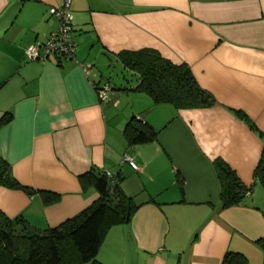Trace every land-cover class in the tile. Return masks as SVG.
<instances>
[{
  "label": "crops",
  "instance_id": "0c3cea01",
  "mask_svg": "<svg viewBox=\"0 0 264 264\" xmlns=\"http://www.w3.org/2000/svg\"><path fill=\"white\" fill-rule=\"evenodd\" d=\"M63 2L0 0V119L11 115L0 156L32 190L0 187V212L57 227L99 198L78 178L95 166L118 174L137 206L104 235L100 263L222 264L231 252L264 264V187L254 178L264 149V0H70L75 59L29 60L26 48L57 28L49 8ZM145 48L189 66L215 102L177 109L131 91L126 78L136 76L118 55ZM132 118L157 139L130 146L123 129ZM215 159L251 188L243 204L221 207ZM39 191L60 199L46 205Z\"/></svg>",
  "mask_w": 264,
  "mask_h": 264
},
{
  "label": "trees",
  "instance_id": "16d2710c",
  "mask_svg": "<svg viewBox=\"0 0 264 264\" xmlns=\"http://www.w3.org/2000/svg\"><path fill=\"white\" fill-rule=\"evenodd\" d=\"M123 68L136 76L131 91L148 95L153 103L171 104L177 109L203 108L212 105L213 96L200 87L189 66L176 65L155 49L122 51L118 55ZM241 117L252 126L243 113ZM11 119L8 113L0 119V128ZM127 143L145 144L157 139L151 126L132 118L123 129ZM213 167L220 183L222 208L244 203L251 191L222 159ZM84 188L94 189L99 198L59 226L43 230L32 227L22 217L10 219L0 212V264H102L97 260L104 235L113 226L128 224L137 210L121 186L122 178L92 166L79 175ZM254 178L264 187V149L254 171ZM0 187L32 190L22 186L12 175L11 167L0 156ZM44 204L59 201L60 195L39 191ZM264 250V239L257 241ZM222 264H247L239 253L227 252Z\"/></svg>",
  "mask_w": 264,
  "mask_h": 264
},
{
  "label": "built area",
  "instance_id": "2783aa9c",
  "mask_svg": "<svg viewBox=\"0 0 264 264\" xmlns=\"http://www.w3.org/2000/svg\"><path fill=\"white\" fill-rule=\"evenodd\" d=\"M48 12L57 20V28L50 32L46 40L29 45L25 54L29 60H45L49 55H54L62 59H75L76 42L73 39V13L70 10V0H64L61 7H50ZM43 52V56L40 52ZM86 75L89 74V67L83 64ZM110 87L108 84L100 87L98 95L101 101H107ZM123 161L127 162L132 168L138 166L132 157L127 153L122 156Z\"/></svg>",
  "mask_w": 264,
  "mask_h": 264
},
{
  "label": "rangeland",
  "instance_id": "374dc122",
  "mask_svg": "<svg viewBox=\"0 0 264 264\" xmlns=\"http://www.w3.org/2000/svg\"><path fill=\"white\" fill-rule=\"evenodd\" d=\"M114 74H116L115 71H114ZM117 74H118V75H117ZM117 74H116V76H117V77H120V79H121L123 72H120V73H117ZM124 75L127 76L128 74H124ZM128 77H129V78H128ZM126 79H128V80L130 81V84H131V85L135 84V78H133L131 74L128 75ZM116 81H117V78H116L115 81H114L115 84H117Z\"/></svg>",
  "mask_w": 264,
  "mask_h": 264
}]
</instances>
